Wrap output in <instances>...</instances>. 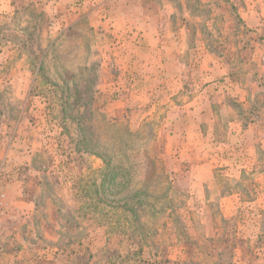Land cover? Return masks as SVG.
Returning <instances> with one entry per match:
<instances>
[{
	"label": "rangeland",
	"instance_id": "rangeland-1",
	"mask_svg": "<svg viewBox=\"0 0 264 264\" xmlns=\"http://www.w3.org/2000/svg\"><path fill=\"white\" fill-rule=\"evenodd\" d=\"M16 1L14 11L0 9V243L9 251L15 245L17 263L264 264V21L241 17L263 13L264 0H145L143 9L114 0L100 13L130 18L100 25L95 38L90 21L66 29L51 0ZM140 14L156 24L165 16L173 25L183 20L191 43L207 46L221 65L216 90L229 77L249 93L239 108L255 123L239 141L252 149L238 151V141L231 149L200 143L202 156L217 165L250 152L257 159L247 175V184L258 177L255 202L233 217L217 213L197 190L187 151L167 150L172 128L162 110L148 113L143 86L133 96L103 84L126 71V22ZM202 84L189 87L187 97ZM216 172L224 189L234 187L221 168Z\"/></svg>",
	"mask_w": 264,
	"mask_h": 264
},
{
	"label": "crops",
	"instance_id": "crops-1",
	"mask_svg": "<svg viewBox=\"0 0 264 264\" xmlns=\"http://www.w3.org/2000/svg\"><path fill=\"white\" fill-rule=\"evenodd\" d=\"M28 2L31 1H24L22 4L25 5ZM112 2L114 0H51L48 7H50V10L56 6L62 8L60 18L62 21L66 20V29L73 23L90 21L92 23L90 26L95 28L92 34L95 38L100 37V31L97 28L100 25L104 24V26L111 28L116 25L115 23L128 20V15L123 17L120 14L100 13L103 7L111 6ZM118 2L124 3L129 8L137 6L143 9L146 5L145 0H125V2L118 0ZM257 2L263 5L262 0ZM17 6L16 0H0V9L6 12L14 11ZM72 9L78 12L74 19L70 15L71 12L69 14L63 13V11L67 12ZM156 16L157 20L161 22L159 20L160 16ZM263 16L264 11L263 13L247 12L244 17L241 15L243 21L257 23L264 21ZM138 18L136 22L135 20L126 22V27H128L126 32L127 30L131 32L128 37H125V39H129L130 45L125 46L124 44L121 48L129 55L127 56L128 62L124 64V70L126 71L119 78L115 77V80L104 78L103 84L104 86H114L112 93L115 92L116 94L117 92L120 95L125 90V95L132 94L133 96H135L134 87L143 86L141 100L148 103L146 104L150 109L148 113L154 114L162 110L163 119L172 128L170 134L173 135L174 141H172V145L166 147L167 150L173 147V149H180L183 153L184 150L187 151L190 160L194 161V172H198V174L192 175L197 190L205 193L206 199L215 205L217 213L226 218L233 217L241 209L243 210L246 204L249 205L255 202L253 187L254 183L258 182V177L249 178L251 184L249 185V183L247 184V175L251 174L249 171L255 169L257 159L250 152V158L245 157L244 159L242 156L236 161L217 165L206 152L202 156L200 143L207 141V146H215L217 149L227 146L231 149L233 148L232 143L238 141L240 144L237 143L238 145L235 147L238 151L252 149L253 143L239 141V136L243 135L245 131L250 134L248 131L253 128L255 123L253 118L249 117V115L253 117L251 113L246 115L239 108V105L245 107L249 93L242 83H233L229 81V77H224L220 89L216 90V83L212 82L217 77L213 76L216 71H222L221 65L218 66V61L209 56L211 50L207 46L202 47L191 43L190 31L186 24L184 26L185 22L183 20L180 24L173 25L170 19L171 16H165L167 22L162 17L161 24L153 23L154 17L149 16L146 18L143 14L138 15ZM96 45L93 44L92 46H94V50L99 51ZM109 48V51H111V47ZM198 54L200 60L197 57ZM197 71H200V74ZM202 81V88L194 94L190 93L187 97L188 88L198 85ZM234 88L236 91H233ZM161 94L165 95L161 102L154 100V97ZM125 100L129 101V97ZM115 101L117 102L116 107L122 106L120 99L117 98ZM216 107H221L223 111H215L213 108ZM218 132L224 134V138H220ZM245 146L248 148L245 149ZM218 168H221L224 172L226 181L234 183L233 188L227 187L224 189L221 183V174L218 175L216 172ZM204 170L207 173H204ZM243 182L246 183L247 189L244 184H241ZM220 183L222 186H220ZM239 183L241 187L235 186ZM244 189L246 192H244ZM249 196L251 200L247 202ZM6 212L7 210L1 215L5 216ZM12 212H15L16 216L19 215L15 210H12ZM203 212L208 211L204 210ZM0 218L4 220V217L1 216ZM10 245L12 247L9 251L8 243H0V264H16L17 261H20L16 257L18 249L15 252V245L13 243H10ZM258 249L256 247L254 251ZM237 264L246 263L245 260L240 259Z\"/></svg>",
	"mask_w": 264,
	"mask_h": 264
},
{
	"label": "built area",
	"instance_id": "built-area-1",
	"mask_svg": "<svg viewBox=\"0 0 264 264\" xmlns=\"http://www.w3.org/2000/svg\"><path fill=\"white\" fill-rule=\"evenodd\" d=\"M3 210H4L3 203L0 202V212H3Z\"/></svg>",
	"mask_w": 264,
	"mask_h": 264
}]
</instances>
